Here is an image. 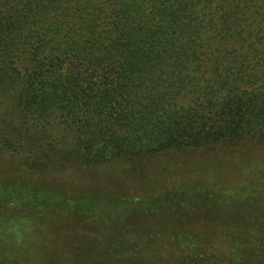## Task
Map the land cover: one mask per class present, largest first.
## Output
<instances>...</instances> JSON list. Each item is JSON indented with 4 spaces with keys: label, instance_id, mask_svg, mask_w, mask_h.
Segmentation results:
<instances>
[{
    "label": "trees",
    "instance_id": "1",
    "mask_svg": "<svg viewBox=\"0 0 264 264\" xmlns=\"http://www.w3.org/2000/svg\"><path fill=\"white\" fill-rule=\"evenodd\" d=\"M0 97V130H14L4 144L34 140L26 117L94 130L78 168L145 189L120 182L83 202L1 187L0 264H44L26 243L45 223L99 240L80 249L101 261L78 264H158L163 252L215 264L217 245L224 264H264V152L249 135L264 147V0H0ZM229 141L245 151L226 158L235 167L217 158ZM201 157L203 172L223 165V184L171 180Z\"/></svg>",
    "mask_w": 264,
    "mask_h": 264
},
{
    "label": "rangeland",
    "instance_id": "2",
    "mask_svg": "<svg viewBox=\"0 0 264 264\" xmlns=\"http://www.w3.org/2000/svg\"><path fill=\"white\" fill-rule=\"evenodd\" d=\"M0 99L2 98L0 97ZM11 116L14 120H20L21 122L22 113L18 114L17 111L12 110ZM34 120H36V123L37 121L41 123L39 118L29 119V117H26V123H24L26 131L31 132L34 138V140L27 142L26 145L25 142L22 145L19 144L20 146L14 143H12V145L4 144L2 135L6 132L9 138H11L14 130H12L11 127H8L7 130H0V188L3 187L5 190L7 187L12 186L15 191L22 189L24 192L25 190H32L47 194L58 191L62 194H68L72 198L76 196V198L80 200L83 199V202H86V199L93 194H102L105 197V194L110 192L109 189L116 188L120 182H123L122 185L127 187L128 193L141 195V192H144L145 189L137 188L143 187L142 185H135L132 180L125 179V177L117 181L106 179L103 172L105 165H89L87 166L88 168H78L81 162L78 161L76 157L75 151L77 142L94 130H78L77 128L71 130L63 128L64 130H61L59 129V125H56L54 122L51 125L47 124L44 128L41 127L39 130L38 128H34ZM60 122L64 123L61 119ZM171 131L174 132L173 130ZM177 131L184 132L183 130ZM238 132L239 130H237L235 134L238 135ZM240 132H242V130H240ZM262 133L261 131H256L255 133L253 131L252 134H249L254 137V144L250 145L251 150L260 153L264 152V147H259L255 144L257 140L260 141ZM36 135L41 136L36 141L37 143L42 141V148L34 146ZM229 145L230 147L224 146L225 149L219 148L217 150V158L227 165L228 161L226 158H229L233 150H235L237 154L245 152L241 151L242 149L239 147H235L232 141H229ZM52 148L56 149L54 150ZM50 150L54 153H51ZM191 153L192 155H198L195 154L194 151H191ZM201 158L202 159L193 165L183 163L182 169H176L175 176L171 180H184L185 183L183 185L192 184L194 183L192 179L198 178L200 172L205 176V179L215 178L213 180L218 182L217 184H223L224 181L222 180L224 179V175L221 174L223 173L221 170L223 165L212 163V166H210L211 171L203 172L199 169L206 167L208 163L204 157ZM125 164L126 162H123L120 166ZM228 166L235 167L232 165ZM262 170H264V168ZM183 172H185V174L181 175ZM261 193L264 194V187ZM12 194L13 193L10 192L9 196L12 197ZM71 203L72 201H69L70 205ZM201 225L204 224L201 223ZM69 228L72 229L71 226ZM35 229L34 226L31 230V235H29V239H27L26 247L30 252L33 251L34 254L35 251L40 252L37 255L39 256L40 254L38 260L46 258L44 264H76V262L78 264L80 260H82L83 263V260L99 263L102 259L98 256H89L87 251L80 249L81 246L88 247V245L97 244L99 241L98 239L95 241L89 239L87 241L85 238L81 237L80 230H76L77 233H70L66 230L68 229L66 226L50 228L48 223H45L42 227L40 226V230L43 229L41 230V237V235L35 236V231H33ZM23 240L24 239L20 238V241ZM155 252L156 250L152 251V253ZM208 254H214L217 257V262H215V264H224L226 262L224 258L227 256L224 250L218 245L213 246ZM64 259L65 262H63ZM157 259L158 264H178L176 256L174 254H167L166 252L159 254ZM17 262L18 264H37L35 260L27 257L6 264H16ZM38 262L40 263L41 260ZM210 262V260H207L206 263L212 264Z\"/></svg>",
    "mask_w": 264,
    "mask_h": 264
}]
</instances>
